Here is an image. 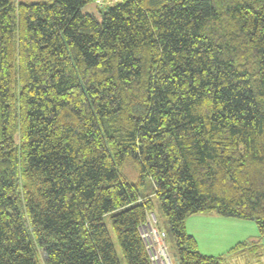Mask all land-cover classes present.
<instances>
[{
  "label": "trees",
  "instance_id": "16d2710c",
  "mask_svg": "<svg viewBox=\"0 0 264 264\" xmlns=\"http://www.w3.org/2000/svg\"><path fill=\"white\" fill-rule=\"evenodd\" d=\"M93 2L0 0V264H151L155 200L173 264H220L192 215L260 244L264 0Z\"/></svg>",
  "mask_w": 264,
  "mask_h": 264
},
{
  "label": "rangeland",
  "instance_id": "374dc122",
  "mask_svg": "<svg viewBox=\"0 0 264 264\" xmlns=\"http://www.w3.org/2000/svg\"><path fill=\"white\" fill-rule=\"evenodd\" d=\"M93 6H96L95 2L85 6L83 8V12L93 13L96 15ZM120 174L127 182L130 183H137L139 180L138 166L130 160L125 161L122 168L120 169ZM144 182V189L150 191V189L152 188L150 180L148 178H145ZM154 203L155 208L153 214L156 218L158 226L160 228H164V219L161 216L160 211L158 210V204L156 200ZM209 214L215 216H210L211 218H208V220L204 222V224H202V232L200 231V233H195V236L197 237L199 242L198 250L201 254L213 255L218 257L220 256V264H264V237L259 240L260 244L255 247H252L250 249H244V251L241 253L234 251L233 253L227 255V253L239 242H248L256 240L258 241V231L256 224L253 221L223 218L214 213H205L199 215H205V217H207L209 216ZM191 217L192 218H190L189 220V229L192 228L190 227L191 219H201L200 216L192 215ZM214 217H218L219 219L225 220H216ZM105 223L107 225V229L110 233V237L119 257V260L123 262L122 256L120 254V249L116 243V239L112 232L108 218H106Z\"/></svg>",
  "mask_w": 264,
  "mask_h": 264
},
{
  "label": "built area",
  "instance_id": "2783aa9c",
  "mask_svg": "<svg viewBox=\"0 0 264 264\" xmlns=\"http://www.w3.org/2000/svg\"><path fill=\"white\" fill-rule=\"evenodd\" d=\"M95 3L101 4L102 0H95ZM139 230L150 263L173 264L169 252L167 250L165 235L162 231H159L155 227V217L152 213L148 215L147 222L143 224Z\"/></svg>",
  "mask_w": 264,
  "mask_h": 264
},
{
  "label": "crops",
  "instance_id": "0c3cea01",
  "mask_svg": "<svg viewBox=\"0 0 264 264\" xmlns=\"http://www.w3.org/2000/svg\"><path fill=\"white\" fill-rule=\"evenodd\" d=\"M93 7H94V10L96 12V6H93ZM195 216H200L201 219H191L190 227H192V228L189 229V220L192 217L191 216L188 217L186 219V221H185V228H186L187 232L189 234H191L195 238V240L197 241L198 249H199V242H198L197 237L195 236V233H197V232L200 233V231L202 232L203 231L202 224H204V222H206L208 220V218H211L210 216H215V215L209 214V216L205 217V215H199V214H197ZM214 218L216 220H225V219H219L218 217H214ZM225 222H227V221H225ZM244 226H247V225H244ZM216 251H218V250H216ZM210 253H214V252H210ZM210 256H213V255H210ZM214 257H218V256H214Z\"/></svg>",
  "mask_w": 264,
  "mask_h": 264
}]
</instances>
